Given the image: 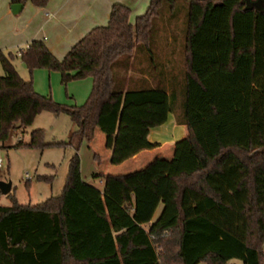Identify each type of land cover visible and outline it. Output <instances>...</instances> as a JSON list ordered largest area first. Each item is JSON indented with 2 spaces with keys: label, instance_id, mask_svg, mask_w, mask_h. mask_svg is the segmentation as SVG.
Segmentation results:
<instances>
[{
  "label": "trees",
  "instance_id": "16d2710c",
  "mask_svg": "<svg viewBox=\"0 0 264 264\" xmlns=\"http://www.w3.org/2000/svg\"><path fill=\"white\" fill-rule=\"evenodd\" d=\"M182 1L179 79L164 71L170 60L161 61L152 44L158 19L167 17L172 26L168 12L178 0H149L134 23L127 6L114 4L108 23L85 34L62 60L40 40L19 50L30 77L35 69L54 71L64 86L91 78L82 106L38 94L15 70L18 57L0 54V142L47 112L69 116L75 130L68 141L44 143L37 129L16 147L76 152L58 196L36 206L15 198L0 206V264H264V0ZM17 2L44 8L49 0ZM120 65L125 76L132 69L130 77L117 78ZM170 114L188 129L171 159L157 156L128 174L93 175L100 194L78 188V151L96 130L104 134L107 162L118 166L159 147L149 132ZM93 160L99 164V155ZM103 196L109 208L111 202L119 208L116 217L127 218L123 228L112 231Z\"/></svg>",
  "mask_w": 264,
  "mask_h": 264
},
{
  "label": "rangeland",
  "instance_id": "374dc122",
  "mask_svg": "<svg viewBox=\"0 0 264 264\" xmlns=\"http://www.w3.org/2000/svg\"><path fill=\"white\" fill-rule=\"evenodd\" d=\"M125 2L132 3L129 6L130 22L134 23L138 15H143L149 5V0H124ZM253 1V0H252ZM31 5L26 3L27 7ZM8 1L0 0V54L14 56L15 48L19 44V40L15 38V34L18 33L24 27V20L28 9H25L22 13L13 15L12 12L8 16L5 15L8 9ZM128 7V6H127ZM187 6L182 0H178L177 6L173 11H167L172 17V26L168 27L166 24L167 17L157 20V25L153 29L154 41H152L153 47L159 50V57L162 60H170L169 66L164 67V71L175 72V76L179 79V72L182 71V46L184 44V22ZM166 8H163V13ZM168 15V17H170ZM107 24V22H106ZM136 53L137 50L134 49ZM126 58H121L118 63L121 64ZM159 61V59L156 58ZM132 62V61H131ZM15 70L21 68L22 61L20 58H14L12 61ZM25 67V66H24ZM163 71V69H162ZM117 78L119 80L130 77L132 69L128 76H125V70L123 67H117ZM3 76V70L0 66V77ZM124 76V77H123ZM80 81V80H76ZM73 82V81H69ZM68 83V82H67ZM61 84V83H60ZM62 86H64L62 84ZM51 98V97H50ZM52 99V98H51ZM55 101V100H54ZM59 104L70 106L63 102ZM72 106V105H71ZM173 115L170 114L169 119L164 124V135L159 137L160 142H165L168 146L171 144L172 135L174 137L172 126L174 125ZM17 128V127H16ZM41 129L44 133L43 142L51 143L53 141L67 142L69 131L75 130V126L72 124L69 116L58 115L54 116L47 112H42L36 115V119L33 124L26 128L16 129L10 131L8 138L5 142H0V183L10 185V191L7 195L0 193V206L7 207L13 203V198L19 205L36 206L46 201L51 197L58 196L66 182V177L69 173L70 159L76 153L71 147L64 148H27L21 146L16 147L17 143L22 141L23 143H29L31 138V132ZM155 131L152 135H155ZM178 137V135H177ZM179 139V138H178ZM177 141V140H175ZM88 144L82 143L78 151V162L80 164V173L77 180L78 188L88 191L92 187L89 193L92 195L100 194L102 189L101 181L93 175L98 173L115 174L110 165L107 162V151L104 147V134L102 131L97 130L96 137L92 143L89 144L91 149L87 148ZM97 153L100 157L99 164L92 160V153ZM109 156V155H108ZM42 178H49L51 182L44 181ZM90 186V187H89ZM95 192V193H94ZM111 202V201H110ZM109 208L106 203L102 205V209L109 210L111 214V227L112 231L119 230L126 225L127 218H118L119 208L111 202ZM118 208V209H115ZM162 207L159 206L155 212L152 221L155 220ZM119 228V229H117ZM264 251V243H263ZM205 264V263H201ZM230 264H242L239 260H233Z\"/></svg>",
  "mask_w": 264,
  "mask_h": 264
},
{
  "label": "crops",
  "instance_id": "0c3cea01",
  "mask_svg": "<svg viewBox=\"0 0 264 264\" xmlns=\"http://www.w3.org/2000/svg\"><path fill=\"white\" fill-rule=\"evenodd\" d=\"M7 1L9 7L5 13L6 16L12 12V5L18 3L17 0ZM129 2L127 3L124 0H49L46 4L47 6L44 8L30 5V7H27L26 3L22 4V9L18 14L27 8L29 9L24 20V28L15 34V38L19 40V44L15 48L14 56L18 57L19 50L26 48L34 40H40L43 41L50 53L58 60H62L69 49L78 43L85 34L97 26H105L106 22L108 23V17L114 4L120 3L129 8L130 4H132ZM20 66L21 68L16 70L21 78L25 81L31 79L34 90L38 94L49 96L55 101L70 104V106H82L92 90L93 83L89 77L83 78L80 81L68 82L66 86H62L60 84V74L57 72L35 69L30 77L29 71L24 67L25 65L22 63ZM163 126L150 129L148 136V140L151 143L159 145V147L140 152L124 163L113 166L114 168L112 169L116 172L112 175L128 174L135 170H140L146 167L157 156L165 160L171 159L174 143L187 136L188 129L183 125L179 126L174 123L172 133H175V135L174 137L172 135L171 139L173 146H168L166 144L168 139L165 142H160L159 137L165 133L164 129H162ZM153 131L156 132L155 135H152ZM87 148L91 149L89 144ZM106 151L108 158L109 151L107 149ZM101 200L102 204L106 203L104 196L101 197ZM103 210L106 211L104 208Z\"/></svg>",
  "mask_w": 264,
  "mask_h": 264
},
{
  "label": "water",
  "instance_id": "95a60500",
  "mask_svg": "<svg viewBox=\"0 0 264 264\" xmlns=\"http://www.w3.org/2000/svg\"><path fill=\"white\" fill-rule=\"evenodd\" d=\"M21 9H22V4L20 3L13 4L11 7L12 14L17 15ZM9 191H10L9 184L0 183V193L7 195Z\"/></svg>",
  "mask_w": 264,
  "mask_h": 264
}]
</instances>
